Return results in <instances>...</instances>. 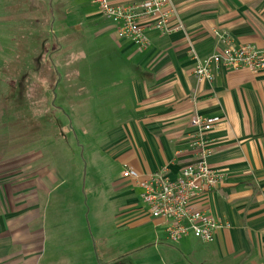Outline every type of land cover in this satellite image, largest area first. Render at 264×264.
I'll return each mask as SVG.
<instances>
[{
  "label": "crops",
  "instance_id": "0c3cea01",
  "mask_svg": "<svg viewBox=\"0 0 264 264\" xmlns=\"http://www.w3.org/2000/svg\"><path fill=\"white\" fill-rule=\"evenodd\" d=\"M166 9L180 29L147 30L139 50L117 37L93 0H9L0 9V66L13 68L0 80L23 82L19 97L24 82H34L35 96L50 99L40 112L81 129L83 152L93 151L88 162L110 159L119 168L112 185L125 199L126 219L149 221L164 235V225L139 207V188L121 177L123 166L176 178L198 156L191 116L219 117L206 133L207 162L223 174L209 201L224 226L210 243L157 235L155 246L177 245L183 264H264V70L221 68L212 82H198L193 72L195 57L220 52L227 40L264 48V0H169ZM91 44L98 50L90 52ZM53 82L65 105L50 104ZM14 143L10 152L0 142V264H97L89 235L75 232L67 215L66 168L25 140Z\"/></svg>",
  "mask_w": 264,
  "mask_h": 264
},
{
  "label": "rangeland",
  "instance_id": "374dc122",
  "mask_svg": "<svg viewBox=\"0 0 264 264\" xmlns=\"http://www.w3.org/2000/svg\"><path fill=\"white\" fill-rule=\"evenodd\" d=\"M8 2L9 0H0V9L7 6ZM11 26L12 24L8 27ZM12 39H15L14 36ZM97 50V45L91 44L90 52ZM10 51L12 58L18 56L17 48ZM12 68L7 65L0 66V73ZM58 83L60 86L61 81ZM21 85L23 82L18 80H0V110L4 111H0V124L5 125L0 132L3 133L1 137L6 140L0 141L5 143L1 146L6 147V143L9 144L8 148L12 152L16 147L14 142L25 140L27 148L31 145L30 148L41 150L49 163L66 168L68 173L61 176L60 183L70 190L68 196L63 198L68 203L67 215L75 221V232L89 235L90 242L98 253V258L95 256L97 264H183L184 258L177 245L155 246L157 235L165 236L162 229L153 228L149 221L126 219L127 215L120 209L125 204V199L121 198L120 192L112 185L120 171L114 166V162L110 159L104 162L102 159L100 162H88L87 151H93L88 145V150L83 152V137L76 123L72 120L70 124V118H57L54 111L40 112L39 105L44 104L45 107L42 108L46 109L50 99L35 96L36 86L32 81L24 82V89L21 88L25 97H19L16 94ZM54 89L53 82L48 90V94H53L50 104L65 105L64 96L55 99V95L61 92H54ZM25 92L34 96H28ZM66 121L68 131L67 126H63ZM65 146H69L74 152ZM128 189L132 190V196L138 197V189ZM138 205L146 208L140 199Z\"/></svg>",
  "mask_w": 264,
  "mask_h": 264
},
{
  "label": "built area",
  "instance_id": "2783aa9c",
  "mask_svg": "<svg viewBox=\"0 0 264 264\" xmlns=\"http://www.w3.org/2000/svg\"><path fill=\"white\" fill-rule=\"evenodd\" d=\"M101 16L114 24L117 37L131 40L139 50L146 48V31L155 29L170 34L180 29L173 25L169 0H143L135 4H115L110 0H93ZM264 70V48L250 44H237L227 40L220 52L203 59L195 57L193 72L198 82H212L221 68ZM219 117L191 116L196 127L195 145L198 156L185 165L176 178L164 171L141 174L124 165L121 177L130 179L139 188V197L149 216L164 225L166 238L177 241L193 236L210 243L224 225L212 212L210 197L223 179V174L207 162L210 153L206 133L219 122Z\"/></svg>",
  "mask_w": 264,
  "mask_h": 264
}]
</instances>
